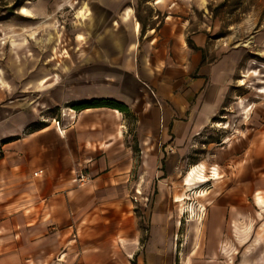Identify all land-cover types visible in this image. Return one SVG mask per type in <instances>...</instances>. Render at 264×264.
I'll list each match as a JSON object with an SVG mask.
<instances>
[{
	"label": "crops",
	"instance_id": "0c3cea01",
	"mask_svg": "<svg viewBox=\"0 0 264 264\" xmlns=\"http://www.w3.org/2000/svg\"><path fill=\"white\" fill-rule=\"evenodd\" d=\"M135 2L94 0L95 46L81 66L68 72L55 102L87 103L86 109L65 108L71 111L56 117L59 125L43 124L25 111L1 119L2 261L177 264L166 213L155 209L141 246L138 219L129 205L134 185L128 172L140 149L153 156L141 165L150 172L169 165L158 157L187 152L222 113L240 54L212 59L202 27L171 12L176 0L163 8L167 13L161 21L138 15ZM151 5L144 3L142 12ZM113 102L129 112L110 108ZM128 118L135 125L129 136ZM131 136L134 145L128 142ZM78 173L88 177L87 183H78ZM157 187V202L166 200L165 180ZM11 251L19 256L7 257Z\"/></svg>",
	"mask_w": 264,
	"mask_h": 264
},
{
	"label": "rangeland",
	"instance_id": "374dc122",
	"mask_svg": "<svg viewBox=\"0 0 264 264\" xmlns=\"http://www.w3.org/2000/svg\"><path fill=\"white\" fill-rule=\"evenodd\" d=\"M147 1L154 7L145 6L142 12ZM173 2L135 3L138 15L161 21L167 13L163 8ZM176 3L171 12L193 18L207 33L212 59L239 52V70L222 113L189 143L185 154L158 157L159 163L169 164L159 172L141 167L149 156L141 149L134 155L128 172L134 185L129 205L138 219L140 244L150 234L156 209L170 217L177 264H264V207L259 202L260 197L264 200V0ZM92 5L94 0H0V121L25 111L49 126L70 106L55 102L68 72L81 66L95 46L98 28ZM84 6L89 14L79 10ZM124 128L128 136L133 134V118ZM131 137L128 142L134 145ZM2 156L0 147V161ZM195 166L205 167L208 181L189 191L186 178ZM214 169L218 178L213 177ZM163 179L168 195L157 202L158 182ZM2 222L0 217V226ZM8 256L17 258L19 252H7ZM2 259L0 254V264L60 263Z\"/></svg>",
	"mask_w": 264,
	"mask_h": 264
},
{
	"label": "bare ground",
	"instance_id": "6f19581e",
	"mask_svg": "<svg viewBox=\"0 0 264 264\" xmlns=\"http://www.w3.org/2000/svg\"><path fill=\"white\" fill-rule=\"evenodd\" d=\"M81 14H83V12H81ZM245 77H247V76H245ZM262 92L263 91H261V93ZM204 170H205L204 166H195L191 170V172L188 174V176L186 178V185L188 186L189 191H193L194 190L193 187L196 184L204 185L207 183L208 180L205 178ZM213 177L218 178V174H217L215 169L213 171ZM259 202L264 207V200L261 197L259 198ZM203 208H204V206H201V209H203ZM191 212L195 213L194 209H192Z\"/></svg>",
	"mask_w": 264,
	"mask_h": 264
},
{
	"label": "built area",
	"instance_id": "2783aa9c",
	"mask_svg": "<svg viewBox=\"0 0 264 264\" xmlns=\"http://www.w3.org/2000/svg\"><path fill=\"white\" fill-rule=\"evenodd\" d=\"M71 110H66V109H62L61 110V117L62 118H64L66 115H67V112L69 113ZM53 123H55V124H57V125H59V123L57 122V119L56 118H54L53 119ZM42 174V171H39V172H36L35 173V176L36 177H39V175H41ZM77 181H78V183L80 184V185H83V184H85V183H87V181H88V177L85 175V174H83V173H78L77 174ZM139 191H137V194L139 195ZM137 200V199H136Z\"/></svg>",
	"mask_w": 264,
	"mask_h": 264
},
{
	"label": "trees",
	"instance_id": "16d2710c",
	"mask_svg": "<svg viewBox=\"0 0 264 264\" xmlns=\"http://www.w3.org/2000/svg\"><path fill=\"white\" fill-rule=\"evenodd\" d=\"M190 45H192L191 42H190ZM88 105L89 104H87V103H76V104H73L72 107L71 106H69V107H71V109H73V110H82V109H86ZM110 105H111L110 108L117 109L120 112H126V113L129 112L128 108L122 104H118V103L113 102V103H110Z\"/></svg>",
	"mask_w": 264,
	"mask_h": 264
}]
</instances>
